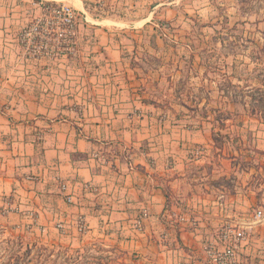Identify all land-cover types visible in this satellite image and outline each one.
Instances as JSON below:
<instances>
[{
    "label": "crops",
    "instance_id": "obj_1",
    "mask_svg": "<svg viewBox=\"0 0 264 264\" xmlns=\"http://www.w3.org/2000/svg\"><path fill=\"white\" fill-rule=\"evenodd\" d=\"M180 1L0 0L6 234L99 248L103 264H209L207 247L222 249L230 228L248 234L238 259L264 264V132L238 129L251 157L215 149L205 123L151 102L125 38L155 31L157 10ZM62 5L77 14L72 37L45 11ZM33 27L41 37L28 43ZM238 158L254 165L241 169Z\"/></svg>",
    "mask_w": 264,
    "mask_h": 264
},
{
    "label": "rangeland",
    "instance_id": "obj_2",
    "mask_svg": "<svg viewBox=\"0 0 264 264\" xmlns=\"http://www.w3.org/2000/svg\"><path fill=\"white\" fill-rule=\"evenodd\" d=\"M176 3L157 10L155 31L125 37L150 77L151 102L187 123H205L215 149L250 153L254 149L241 146L238 136L244 124L258 128L255 137L264 132V0ZM238 159L241 169L254 165ZM97 253L54 248L0 229V264H103Z\"/></svg>",
    "mask_w": 264,
    "mask_h": 264
},
{
    "label": "built area",
    "instance_id": "obj_3",
    "mask_svg": "<svg viewBox=\"0 0 264 264\" xmlns=\"http://www.w3.org/2000/svg\"><path fill=\"white\" fill-rule=\"evenodd\" d=\"M45 11L52 14L54 29L60 34V36L62 34H65V37L73 36L77 24V14L74 8L67 5L58 7L45 6ZM35 36L41 37V34L37 31V27H33L30 31L26 32L23 40L31 43ZM256 217L257 219H262L263 213L258 211ZM139 225L141 224L139 223ZM220 238L223 244L222 249H217V246L207 247L206 252L209 264H253L250 262L240 261L238 259V253L241 245L243 242L248 240V234L245 230L225 228L220 232Z\"/></svg>",
    "mask_w": 264,
    "mask_h": 264
}]
</instances>
